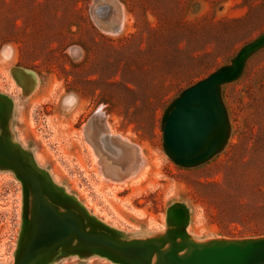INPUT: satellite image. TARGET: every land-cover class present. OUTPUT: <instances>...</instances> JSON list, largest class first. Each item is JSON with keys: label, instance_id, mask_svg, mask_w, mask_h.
Segmentation results:
<instances>
[{"label": "rangeland", "instance_id": "obj_1", "mask_svg": "<svg viewBox=\"0 0 264 264\" xmlns=\"http://www.w3.org/2000/svg\"><path fill=\"white\" fill-rule=\"evenodd\" d=\"M247 2L0 0V48H13L0 56L9 100L0 101L1 138L70 196L87 227L156 237L178 203L173 222L193 241L263 237L264 46L218 87L225 135L210 156L182 165L164 141L183 91L264 34V0ZM87 124L100 128L95 137H85ZM105 133L134 160L103 152ZM29 210L22 181L0 166V264H13L25 244ZM47 264L119 263L62 255Z\"/></svg>", "mask_w": 264, "mask_h": 264}, {"label": "water", "instance_id": "obj_2", "mask_svg": "<svg viewBox=\"0 0 264 264\" xmlns=\"http://www.w3.org/2000/svg\"><path fill=\"white\" fill-rule=\"evenodd\" d=\"M109 7L99 9L104 16ZM264 46V34L243 47L233 65L224 67L183 91L165 118L164 141L174 160L192 165L210 156L224 139V110L218 87L239 78L247 58ZM0 101L9 103L5 95ZM97 116H101L99 112ZM2 116L0 115V122ZM100 128L88 124L86 138H93ZM217 131L215 135H212ZM103 152L119 159L123 148L114 145L109 133L100 137ZM25 156L0 136V166L12 169L22 181L24 193L30 196L29 233L13 264H47L55 257L73 255L100 256L119 264H264V236L249 239L193 241L173 222L176 204L167 211L166 231L159 236L123 238L108 229L87 227L75 203L48 175L23 162L21 169L13 164L15 156ZM25 171V173H24ZM72 202L67 206L65 199ZM183 204V203H182ZM185 205V204H183ZM186 206V205H185ZM187 207V206H186ZM188 209V208H187Z\"/></svg>", "mask_w": 264, "mask_h": 264}, {"label": "clouds", "instance_id": "obj_3", "mask_svg": "<svg viewBox=\"0 0 264 264\" xmlns=\"http://www.w3.org/2000/svg\"><path fill=\"white\" fill-rule=\"evenodd\" d=\"M12 55L13 48L10 44H5L2 48H0V56H2L3 59H10Z\"/></svg>", "mask_w": 264, "mask_h": 264}, {"label": "bare ground", "instance_id": "obj_4", "mask_svg": "<svg viewBox=\"0 0 264 264\" xmlns=\"http://www.w3.org/2000/svg\"><path fill=\"white\" fill-rule=\"evenodd\" d=\"M107 15V14H106ZM101 125V124H100ZM106 134V133H105ZM105 134H103L102 136H104ZM98 137V136H97ZM98 139V138H97ZM134 155V154H133ZM135 156V155H134ZM122 160H126V159H132V161L134 160L131 156L130 153L128 152H125L123 153L122 157H121ZM111 160V159H110ZM130 161V160H129ZM131 165V164H130ZM132 166V165H131ZM128 168V167H127Z\"/></svg>", "mask_w": 264, "mask_h": 264}, {"label": "trees", "instance_id": "obj_5", "mask_svg": "<svg viewBox=\"0 0 264 264\" xmlns=\"http://www.w3.org/2000/svg\"><path fill=\"white\" fill-rule=\"evenodd\" d=\"M247 1H249V0H246V3H248ZM245 5H248V7H250V9H254V8H255V7L252 6L251 4H245Z\"/></svg>", "mask_w": 264, "mask_h": 264}]
</instances>
